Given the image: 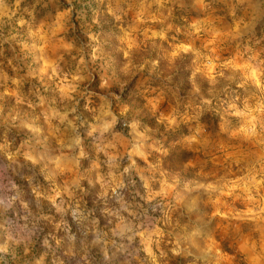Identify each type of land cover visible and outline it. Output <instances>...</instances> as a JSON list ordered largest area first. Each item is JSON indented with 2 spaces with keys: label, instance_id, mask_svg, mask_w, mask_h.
<instances>
[{
  "label": "rangeland",
  "instance_id": "374dc122",
  "mask_svg": "<svg viewBox=\"0 0 264 264\" xmlns=\"http://www.w3.org/2000/svg\"><path fill=\"white\" fill-rule=\"evenodd\" d=\"M252 77L264 0H0V264H264Z\"/></svg>",
  "mask_w": 264,
  "mask_h": 264
},
{
  "label": "clouds",
  "instance_id": "9594fccd",
  "mask_svg": "<svg viewBox=\"0 0 264 264\" xmlns=\"http://www.w3.org/2000/svg\"><path fill=\"white\" fill-rule=\"evenodd\" d=\"M252 84L256 88H264V85L259 83L258 77H252ZM206 103H210V101H206ZM230 107H234V105ZM245 114L247 119L236 128V135L250 149L244 173L247 184L245 191L249 194L253 192L264 194V107L256 108L245 103L243 111L238 109L232 113L236 117ZM135 163L133 160L124 169L125 173L134 168Z\"/></svg>",
  "mask_w": 264,
  "mask_h": 264
}]
</instances>
